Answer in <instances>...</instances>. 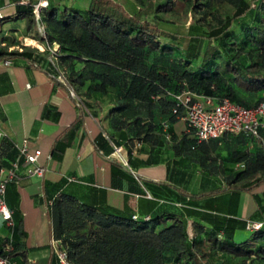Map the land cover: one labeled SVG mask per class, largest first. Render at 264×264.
Returning a JSON list of instances; mask_svg holds the SVG:
<instances>
[{
  "label": "trees",
  "instance_id": "1",
  "mask_svg": "<svg viewBox=\"0 0 264 264\" xmlns=\"http://www.w3.org/2000/svg\"><path fill=\"white\" fill-rule=\"evenodd\" d=\"M36 1L15 0L16 17L24 20V36L31 33L44 43V50L18 42L12 50L0 47V60L52 57L54 66L47 61L53 67L51 74L56 63H62L66 70L61 72L83 108L93 113L95 97L105 98L112 104L110 128L132 132L128 140L135 150L142 148L144 131L154 125L146 120L153 111L161 117L155 128L162 131L165 142H172L175 154L200 146L189 132L176 142L169 133L168 122L176 118L171 94L189 90L216 102L227 98L245 108L262 98L257 95L264 92V0H188L184 6L190 22L185 35L162 27L176 25L163 17L173 10L174 0H132L137 7L133 14L114 0H90L84 8L57 6L48 0L39 19L43 34L32 11ZM53 45L56 50L51 53ZM170 56L177 67L161 63ZM103 132L101 137L112 144L111 152L114 147L122 149L109 130ZM63 146L58 144L52 151L57 160ZM233 160H244L245 168L226 177L225 190L247 192L264 181V152L252 161L246 156ZM125 161L126 167L119 163L125 169L122 173L139 183V195L149 194L159 204L177 201L169 188L136 179L129 171L135 172L134 168ZM182 196L178 202L188 204L189 198ZM48 209L52 237L60 241L71 264H226L228 258L235 264H264V225L241 242L233 240V230H247L246 222L252 220L168 209L151 215L126 214L106 205L92 207L68 195L52 198ZM194 217L206 219L208 227L194 223ZM188 222L200 233L190 237ZM257 222L264 224V219ZM6 255L23 258L24 252L14 249Z\"/></svg>",
  "mask_w": 264,
  "mask_h": 264
},
{
  "label": "crops",
  "instance_id": "2",
  "mask_svg": "<svg viewBox=\"0 0 264 264\" xmlns=\"http://www.w3.org/2000/svg\"><path fill=\"white\" fill-rule=\"evenodd\" d=\"M89 1L52 0V4L84 8ZM114 1L130 14L137 10L132 0ZM15 5V0H0V15L4 17L0 21V47L12 50L20 42V45L44 50V43L29 34L24 36V20L16 17ZM8 59L10 65L0 60V168H9L16 161L17 145L27 139L28 151L40 150L37 163L46 170L43 177L26 176L23 173L26 165L20 158L19 178L6 185L5 202L15 225L7 227L0 220V252L8 254L14 249L24 252L23 258L10 259L12 264H58L51 244L48 208L52 198L62 195L92 207L118 208L126 214L151 215L168 209L194 211L210 217H235L240 221L264 219V181L247 192L225 190L226 177L245 168L244 160L235 161L233 157L246 156L252 161L256 154L264 152V130L260 131L259 139L228 133L218 140L201 142L194 151L186 148L178 155L172 142H165L162 131L155 128L161 117L153 111L146 120L154 125L144 131L142 148L135 150L128 140L132 132L110 128L108 109L112 104L105 98L95 97V112L76 107L67 88L51 78L53 67L47 62L49 57L45 61L36 57ZM173 59L170 56L161 63L177 67ZM54 69L64 71L66 67L56 63ZM262 95L264 92L257 96ZM124 119L129 121L130 115ZM185 128V122L179 117L168 122V131L175 142L186 132ZM105 129L112 133L114 142L122 146L121 155L134 168L135 178L169 188L171 197L177 201L172 205L159 204L139 195V183L122 173L124 168L111 152L112 144L101 137ZM58 144L64 146L57 160L52 151ZM214 190L219 192L212 194ZM182 195L189 198L188 204L178 202ZM192 221L200 227H208L206 219L194 217ZM244 231L242 227L234 229L233 240L241 242L236 241L235 236Z\"/></svg>",
  "mask_w": 264,
  "mask_h": 264
},
{
  "label": "built area",
  "instance_id": "3",
  "mask_svg": "<svg viewBox=\"0 0 264 264\" xmlns=\"http://www.w3.org/2000/svg\"><path fill=\"white\" fill-rule=\"evenodd\" d=\"M47 4L48 0H37L33 4L32 11L37 23L38 32L41 34H43V30L39 25L40 14ZM50 50L53 53L56 48L52 47ZM48 60L54 66L52 57H49ZM2 63L4 65H10L11 61L9 59H3ZM55 71L51 74V78L61 82L67 88L68 94L73 99L76 107L83 108V104L75 94L74 89L66 82L63 72L56 69ZM171 95L175 100L172 113L185 122L186 132L192 133L197 143L211 139H219L228 133L259 138L260 131L264 130V95H262L261 100L255 106L250 108L236 105L227 98L216 102L210 97L200 96L189 90ZM166 138H169L168 134H166ZM17 150L18 157L16 161L9 168H0V220L7 227L13 226V220L11 211L5 202V190L9 181L19 178V159L23 158L26 165L23 170L26 176L43 177L46 171L45 168L39 166L37 163L40 150L35 149L30 153L27 149V139L21 140L17 145ZM113 154L119 157V163L125 167L127 166L125 159L121 155V147H114ZM129 171L136 177L134 171L130 169ZM68 180L72 181L73 178H69ZM147 197L150 198V195L147 194ZM132 218L136 219L137 215H133ZM145 219H148V216ZM262 225H264L262 222L247 221L245 227L249 231H255L260 229ZM51 244L55 249L58 264H71L65 249L60 245V241L52 238ZM0 264L12 263L6 254L0 252Z\"/></svg>",
  "mask_w": 264,
  "mask_h": 264
},
{
  "label": "rangeland",
  "instance_id": "4",
  "mask_svg": "<svg viewBox=\"0 0 264 264\" xmlns=\"http://www.w3.org/2000/svg\"><path fill=\"white\" fill-rule=\"evenodd\" d=\"M186 1H188V0H174L173 10L171 12L164 13L163 17L166 19L173 20L176 23V25L175 24L165 25V26H162L163 28L168 29V31H170V30L177 31V32L181 33L182 35H185V33L187 32V24H188V22H190L189 17L186 14L185 6H184ZM28 34L31 36V33H28ZM32 43L34 44V42H32ZM53 47L56 48L55 45H53ZM168 61L170 62V60H168ZM116 159L119 161V157L117 155H116ZM45 219L47 220V217H45ZM191 227L196 228L199 231L194 230L192 232ZM188 233L190 236L193 237L195 234L200 233V229L198 227H196L193 223L190 222L188 224ZM249 233H251V232L249 230H246L241 234H237V236H235V240L236 241H240V240L243 241L246 239L244 236H246ZM218 261H220V259H218ZM225 263L226 264H235V260L228 258L225 260Z\"/></svg>",
  "mask_w": 264,
  "mask_h": 264
}]
</instances>
